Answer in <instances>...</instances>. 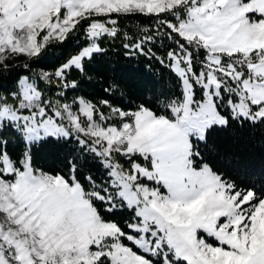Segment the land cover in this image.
Instances as JSON below:
<instances>
[{"label": "snow or ice", "instance_id": "snow-or-ice-1", "mask_svg": "<svg viewBox=\"0 0 264 264\" xmlns=\"http://www.w3.org/2000/svg\"><path fill=\"white\" fill-rule=\"evenodd\" d=\"M129 17L153 23L129 37ZM121 36L174 90L129 108L70 95ZM69 40L63 63L39 67ZM3 80L0 264H264V188H239L199 147L230 122L264 125V0H0ZM53 143L62 167H38L33 149Z\"/></svg>", "mask_w": 264, "mask_h": 264}, {"label": "trees", "instance_id": "trees-1", "mask_svg": "<svg viewBox=\"0 0 264 264\" xmlns=\"http://www.w3.org/2000/svg\"><path fill=\"white\" fill-rule=\"evenodd\" d=\"M152 21L145 17L122 18L119 21L121 33L134 37L143 27H151ZM123 36L115 40H106L102 45L106 51L86 66L84 75L73 72L70 79L78 82V88L70 95H83L90 100H110L112 104L129 108L136 104L148 103L157 97L167 95L174 90V77L168 69L156 59L144 55H128L122 46ZM167 43V42H165ZM75 48V41L69 40L63 47L50 48L42 57L39 67L53 69L57 67ZM157 55L167 51L158 43L153 48ZM17 71L23 72V69ZM11 87L10 80L0 82ZM112 88L106 92L105 89ZM11 139V138H10ZM22 146L9 144V150L18 152ZM204 160L225 179L234 181L239 188L254 186L264 188V125L241 126L230 122L226 128H213L206 142L200 144ZM66 148L56 144H45L33 149V160L45 170H57L62 167ZM80 171L91 174L98 182L103 179V169L91 159L81 157ZM83 179V176H81ZM127 213H118L117 219L126 218Z\"/></svg>", "mask_w": 264, "mask_h": 264}, {"label": "rangeland", "instance_id": "rangeland-1", "mask_svg": "<svg viewBox=\"0 0 264 264\" xmlns=\"http://www.w3.org/2000/svg\"><path fill=\"white\" fill-rule=\"evenodd\" d=\"M23 60H24V58L21 57V61H20V62H22ZM16 62H17V61H11V62H10V65H11L12 63H16ZM61 63H63V62H61ZM61 63H60V64H61Z\"/></svg>", "mask_w": 264, "mask_h": 264}]
</instances>
